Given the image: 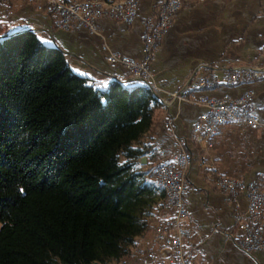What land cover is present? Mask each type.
<instances>
[{"label":"trees","instance_id":"trees-1","mask_svg":"<svg viewBox=\"0 0 264 264\" xmlns=\"http://www.w3.org/2000/svg\"><path fill=\"white\" fill-rule=\"evenodd\" d=\"M121 77L77 73L31 29L0 39V264H107L145 230L163 191L134 142L160 103Z\"/></svg>","mask_w":264,"mask_h":264},{"label":"crops","instance_id":"crops-1","mask_svg":"<svg viewBox=\"0 0 264 264\" xmlns=\"http://www.w3.org/2000/svg\"><path fill=\"white\" fill-rule=\"evenodd\" d=\"M155 1L138 0L137 14L129 24L102 17L97 20L98 31L89 32L80 26L58 27L56 14L38 9V0H0V34L27 25L41 41L62 50L77 73L100 81L124 79L127 72L110 64L106 54L115 50L142 57L141 19L153 12ZM252 64H264V0H182L149 61L152 77L163 91L156 94L160 104L154 107L148 128L134 142L148 149L135 167L147 169L168 159L174 137L183 138L190 160L184 174L186 214L181 220L190 227L186 242L197 247L194 264H264V251L245 252L232 237L234 214L244 209V196L238 195L235 206L214 183L218 174L264 176V76L204 90L209 95H234L251 89L259 121L255 127L240 120L229 122L208 142L187 139L203 107L166 103L164 97L193 75ZM155 223L135 236L130 251L111 264H136L134 250L147 245Z\"/></svg>","mask_w":264,"mask_h":264},{"label":"built area","instance_id":"built-area-1","mask_svg":"<svg viewBox=\"0 0 264 264\" xmlns=\"http://www.w3.org/2000/svg\"><path fill=\"white\" fill-rule=\"evenodd\" d=\"M182 0H156L153 12L141 19V45L143 55L133 58L115 50L106 54L113 66L124 69L129 77L147 80L155 92L163 89L152 79L149 61L160 37L171 24L181 7ZM36 7L56 14L55 24L67 28L80 26L89 32H97V20L105 17L125 24L131 23L136 14L138 0H38ZM264 76V64L242 65L226 70H210L188 78L179 88L166 91V103L187 102L203 107L199 117L190 125L187 139L191 142H208V138L221 126L232 121H243L255 127L259 121L252 104L251 89L237 94L209 95L205 89L223 85L230 86L252 78ZM173 153L156 163L152 177L159 179L163 190L161 207L163 217L154 224L151 238L144 248H135L136 264H194L193 252L186 239L190 227L182 222L186 214L183 203L185 181L178 180V173H185L190 152L184 146L183 138L174 137ZM215 186L235 206L237 197L245 199L243 210L234 214L235 230L232 234L236 245L245 252L264 251V176L250 179L240 176L218 174Z\"/></svg>","mask_w":264,"mask_h":264},{"label":"rangeland","instance_id":"rangeland-1","mask_svg":"<svg viewBox=\"0 0 264 264\" xmlns=\"http://www.w3.org/2000/svg\"><path fill=\"white\" fill-rule=\"evenodd\" d=\"M148 84V83H147ZM150 87H151V85L150 84H148ZM151 89H152V87H151ZM153 90V89H152ZM153 92L155 93V94H157L158 92H155L154 90H153ZM123 159V157L122 156H120L119 157V160L121 161ZM152 167H153V165H152ZM154 167H155V165H154ZM147 169H149V168H147ZM151 169V168H150ZM143 170V169H142ZM154 170V169H153ZM153 178V177H152ZM183 178H184V174H183ZM154 180V179H153ZM184 180V179H183ZM155 181V183L159 186L160 184H158L157 183V181L156 180H154ZM161 189H162V186L160 185L159 186ZM163 191V190H162ZM161 203H162V198L161 199H155V201L154 200H152L150 203H148V205H147V212L148 213H146L147 215L145 216L146 217V222H147V225H146V229H148V226L150 225V224H152V223H157L158 221H160L161 219H162V217H163V210H162V207H161ZM190 236V235H189ZM188 236V237H189ZM187 243V242H186ZM187 244H190V243H187ZM191 245V248H194L195 249V251L193 252V260H194V257H195V254L197 253V247L196 246H194L193 244H190ZM112 263V261H108L107 262V264H111Z\"/></svg>","mask_w":264,"mask_h":264},{"label":"water","instance_id":"water-1","mask_svg":"<svg viewBox=\"0 0 264 264\" xmlns=\"http://www.w3.org/2000/svg\"><path fill=\"white\" fill-rule=\"evenodd\" d=\"M23 29H31V27H29V26H27V25H24V26H20V27H18V28H15V29H13V30L7 31L6 33L0 34V39H1V38H4V37H6V36H8V35H10V34H13V33H15V32H18V31H20V30H23ZM53 45H55V44H53ZM119 80H121V81H132V80H137V79H135V78H133V77H127V78L119 79ZM140 81H143V82H144V79L141 78ZM142 157H143V156H142ZM91 264H96V261L91 262Z\"/></svg>","mask_w":264,"mask_h":264},{"label":"bare ground","instance_id":"bare-ground-1","mask_svg":"<svg viewBox=\"0 0 264 264\" xmlns=\"http://www.w3.org/2000/svg\"><path fill=\"white\" fill-rule=\"evenodd\" d=\"M180 9V8H179ZM161 38V37H160ZM160 41V40H159ZM159 43V42H158ZM152 79H153V81H155L154 80V78L152 77ZM132 81H140V80H132ZM143 82V81H142ZM144 82L145 83H148V81L147 80H144ZM156 82V81H155ZM149 84V83H148ZM155 91V90H154ZM183 174H185V173H178V180H183L184 178H183ZM154 180H156L157 181V183L158 184H160V180L159 179H154ZM161 185V184H160ZM159 185V186H160Z\"/></svg>","mask_w":264,"mask_h":264}]
</instances>
